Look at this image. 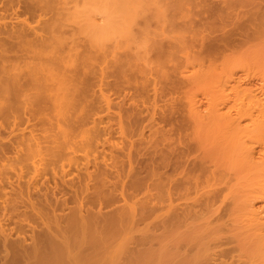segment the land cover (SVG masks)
I'll use <instances>...</instances> for the list:
<instances>
[{
	"label": "rangeland",
	"instance_id": "374dc122",
	"mask_svg": "<svg viewBox=\"0 0 264 264\" xmlns=\"http://www.w3.org/2000/svg\"><path fill=\"white\" fill-rule=\"evenodd\" d=\"M21 1L22 0H0V31H3L2 33L0 32V242L2 241V243H0V245L5 249L4 250L0 246V250L2 249L0 251V253H1L0 254L1 264H8L7 263V261L9 262L8 259L11 260L10 257L15 255L14 258H12V260L14 261V259L17 258L16 257V255H18L17 252L21 251V252H19V254L22 253V247H21L22 244L25 246V248H23V250L24 249L26 250V246L34 247L36 244V240H37V242H39L36 245H38V244L40 245L41 242H42V244H44V242H46L45 243V245H46L47 239L51 238V237H48L47 239H45L46 236L44 237L43 235H46V234H48L49 236H50V234L54 235V232L57 233V231H59V228L61 230H62V228H64V229L69 228L71 223L68 224V221L71 222L75 219L80 221V218L82 219L83 216H84L83 221L85 218L84 223H87V224H88V222H86V221L89 220L90 218H93L94 216L95 217L97 216V219L99 218L97 220V222L95 221L96 219H94V218L92 219L97 224L99 223V221L101 222V220H102V222L103 221L106 222V220L109 219L108 222H110L111 224H109L108 222H106V223L109 224V228L113 229L112 233L110 235L111 238L107 234L108 231H106V234L102 236L98 232L99 229L96 230V228H95V230L97 231V233L95 232V234H98L102 237H106V238H103L104 240L110 239L109 240L110 243H108V244H112L113 246L115 245L116 247L114 246V248H117V247L120 248V254L118 253V255H120V256H119L117 263H115V264H125V263L127 264L128 261H131V262L133 261L134 262V263L132 262L133 264H181L184 261V263L187 264L188 262H185V260L189 261L188 260L189 259V231H188L189 226L186 227L187 226L186 224H189V218H188L189 216H186V215L189 214V180L187 181V183H185L182 186L181 184H179V182H180L179 180H175V177L177 176L176 179H178V177H179V179L183 177L182 180L186 181L185 178L189 175L188 174L189 173V151H188L189 149L188 148H186V149L181 148L183 146L185 148L186 144L189 145V140H188L189 136H187V134H186V136H184L185 134H180L179 131L177 133H175V132L177 130H179V128H182V130H181L182 132H186L189 134V117H186V118H188V120L185 119V115L187 116V114L185 113L187 110V108H186L187 105L184 106L186 108V110L180 106L182 102H184V103L187 102V100L186 101H182V100L186 99L185 96H187V94H188V92H187V90H188L187 85L188 84H186L184 81L180 82V84L183 87L182 88L178 82V84H179L178 86H180V88H178V89H182L183 91L181 90V91L175 92V93H179V92L180 93H179V95L177 94V96L175 94L174 100L170 99V98H172V96H170L172 91H169L170 92V94L168 95V96H170V97H168L169 99L166 98L167 95L164 96V94H166L168 92V90H170L171 88L173 91L175 90L173 88V85L168 86V87H170V88H168V90H166L167 88H165L170 83V81H172L171 83H174L173 78L176 77L175 76L176 72L174 73V71H176V70H174L175 66L173 64L175 61L173 62V60L171 59L172 65L174 67V68H172L173 69L172 70L171 67L169 68V66H171V60L170 59L166 60L167 64H169V66L167 65L169 70L172 71V73H171L166 68V72L167 71L170 72V73L167 72V75L170 74V76H171V74H174L172 76H175V77L169 78V79H173V80L168 81L167 82L168 84L166 86L163 85L164 87H162L160 85H162L161 83L164 84L163 81L166 82L168 80L167 78H166L167 80L166 79L161 80L162 82L160 81L158 83V85L160 84L159 87L160 88L162 87L161 89H163V88L165 89V90H162L160 92L166 91V93H164V94L160 93L159 92L160 89H159L157 92V95L161 94L162 96H164L166 99V100L164 99V101L166 103L164 101L162 102V99L164 97L162 99H160L161 100L160 101L161 106L159 105L160 103L158 100H157V102H158V105L160 106V110L162 109V106L164 107L163 110L165 108H167V106L165 107L164 105H166L169 102L171 103L170 100H172V102H173L170 105H173V104L177 105V103L181 102L180 104H178L179 106L177 105L178 107L176 105H175L176 107L172 106L174 111H175L174 108H179V109H176L177 110L176 112L178 114L173 112V113H175V115L178 116V118H177V116L175 117V115H173L174 117L169 116V114L172 113V111L166 112V110H169V108H170V110H172L171 109L172 107L168 104L167 105L170 106L169 108L165 109L164 111L163 110L160 111L163 113L165 112L164 115H166L168 113L167 116L171 117L172 119L175 118L173 121L171 118L168 119L167 116H164V118L166 117L168 120H172L174 122L173 125L175 124L174 125L175 127L177 125H179L176 128L174 127L175 129H177V128L178 129L176 131H172V130H174V128L172 129L169 127V126H171L172 122L169 121L168 124H170V125H168V124L166 125L165 122L167 123L168 120L166 118H165L166 120L163 118L164 123L161 120V124L160 125L157 124V126L158 127L160 126L159 128L162 129L163 126L161 127V125L165 124L164 129L167 127L170 128L169 130L172 129L171 130V133H172L171 138L172 139L170 140L171 141L170 145L165 144V145H160V147H165V149L167 148V150H169V151H166L164 149L165 151L163 153V151H154L152 148L142 149L141 151H139L140 146L143 145L142 144L143 142L142 143L140 142V141H142L143 138L141 139V135H139V134H140L141 129L143 127L142 124H144L148 120L147 119L148 117L146 119L144 118L147 116L145 110L150 107L149 110L147 109L148 111L151 110V112L153 111L157 115H159L158 114L159 112L157 113V111H159L158 105H157L158 108L154 107L156 109V111L152 110L153 106L156 104V103L154 104L155 99L153 100L154 105L152 104V106H149V107L146 106V105H151L150 102L152 101L153 97L155 96L154 92L152 91L153 89L151 90V87H153V82L152 81L148 82V83H150L151 87L148 85V83L144 85V82L141 85V87L137 84L141 81V78H142V76H141L142 74L138 75V73L140 71H137V70H140L143 67V65L140 69H138V67L136 66L137 70L135 68V71L138 72V73L136 72L137 76H136V74H133L135 71L133 72L134 69H132L133 65H135V63H136V60H134L133 62H131L128 65V67H130V68L127 67L128 69H126V74H124V75H127V73H130V75H132V76L135 75L137 78L135 76H134L135 78L129 77L128 76L129 74H128L126 79H125V77H123L124 75H121L120 73H118L116 71L114 73V70H116L115 66L112 65V63H114L112 61H114V60H109L113 50L110 51V48L108 49L109 51L106 50L105 53L107 52L108 54L106 53L107 56L105 58H103V56H101V55H105V54L101 53V51H103V50L100 51V49H97V48L99 45L106 46V44H107L110 46L111 45L110 43H112V42H108V41H110L111 38L114 39L115 37H112L110 34L111 37L109 38L107 35L108 33H106V32H103L102 35H100V33H96L94 31L95 28L93 29L90 24H87V26H86V24L84 25V23H86V22H84L86 19V17H84V16L81 17L79 15L82 19L79 20L76 24V21L78 20L79 16L77 19H75L76 15L73 14L74 18H72V16H71L72 14H70L71 11H73L74 9L77 8L76 11L77 12L80 11L79 13L81 15H84L85 12H86L85 15H87L88 12L86 11V7L89 6L88 3L91 2V0H87V1L86 0H55V1L50 0L51 1V5H50L51 10L50 11L47 10V9H50V7H48L49 6L48 2H47L48 3L47 4V3H43V1L38 0L39 2L42 3L40 5L39 2L34 0V3L37 2L36 4H38V7H37V6H35V4L33 3L32 0H26V1L23 0V2H21ZM59 1H61V2L59 3ZM76 1H78V4L81 6L80 8H79L77 3L74 4V2H76ZM132 1H134V0H132ZM136 1L138 3L137 6H136L137 3H135V5L133 4ZM141 1L142 0H135L134 2H132V4H131V2L130 3L126 2V4H130V6H132V7H130L128 5L129 7H127V5H125L126 9L127 8L130 9V10L127 9L129 11V13L127 14V16L125 18L127 20H121L120 21V22L123 21L124 22L123 25H126V27H131L132 23L135 24V22H137V21L139 23L142 21L141 24H144L145 20L147 18V14H144L145 20L144 19L141 20L143 18L142 16H144L141 14H143V12L146 11V9H151L152 7L154 8L155 2H157V0L156 1L155 0L154 1L149 0V2H148V0H143L142 2ZM178 1H179L178 4H176V2H174L175 5H173V1L172 2L169 1L166 3V0H163V2H162V0H160V1L158 0L157 3H159V4L158 5L156 4L155 8L157 6H159L156 9L157 11L159 10V14L161 11L160 8L162 7L161 6L162 3H163V6L165 5V3L167 4L164 6V8H166V9L162 8L163 13L161 11L160 16H158L159 14H158V12H156V13H154V15L151 14V17H152V15L154 17L156 14H158V15H156L157 20L155 18H152V20L153 19L156 20V21L154 20L155 22L152 21V23L154 25V24H157L156 23L157 21L158 22L160 21L159 24L162 23L159 25V26H161L160 30H163L164 25L167 26V29L165 30V28H164V30L166 31V33H167V30L170 33H167V34L165 33L164 35H168V34L169 35H175V34H178L179 32H181V30L184 31V29L187 28V26H188L186 24L189 23V20H190V23L192 25L191 28L194 29L195 31L192 30V32H191V31H189L190 29L188 28L185 30V32H182V33H184V34L186 32L188 34L190 33L189 36L186 33V36H187L186 40L188 41L190 39L189 41H191V43L194 45L192 48H195V49L192 50V48H190L191 43H189V45H190L189 48L192 50V52L189 51L190 49L188 47H185L186 51H184V53H183L182 47H181L182 51L180 49H176V50H180V51H178L179 54H181L180 52L183 53L181 59L186 56V55L184 56V54H188L187 53L188 51L190 52L189 54L190 55L192 54L191 56H193V51L196 52L195 50H199L197 47L198 44L193 43V40H191V35H192V39H194V42H195L197 40H202L204 37H206L205 35H207V37L209 36L212 38V36H214V37L219 36L220 37L222 34H225V35L226 34H228V35L233 34V32L230 33L231 30L234 29L232 27L238 26L237 27V30H238V29H240L239 26L243 27V28H245V27L247 28L248 26H250L248 24H251L252 28L251 27H249V28H251L250 33L252 35V33H253L252 29H254V26H253L254 21H253V23H250L251 19L253 17L259 18L260 16H263V19H264V15H263L264 13L260 14V13H262V11L264 12V9H263L264 8V0H255L254 2H253V0L249 1L250 3L252 2V4H248V2H247L248 0H245L243 5L241 4L242 2L240 0H231V2L233 1L232 4H228V2L226 0H222L223 2H227L225 4L227 7H225V5H223L224 3L221 0H207L209 3H212V4H215L219 1H220V5L223 3L221 6L224 7L223 8L224 9L223 15L225 16V18H223L224 16L221 17L222 19L219 18L218 19L219 21L211 19V20H209V22L208 21L196 22L199 19L198 18L199 16L197 15L198 10H196V9H198L199 5L196 4L197 6L195 5V8L193 7L194 9L193 8L190 9V7H192V5L194 6V4H195L194 2L192 3V1L187 0V1H190L192 3V4H189V2L188 3L182 2V0H178ZM193 1H196V0H193ZM28 2L33 3L32 6L34 5L33 7H31L32 12L29 8L30 6L28 5L29 4ZM53 2H55V4H53ZM85 2L86 3L88 2L87 5ZM151 2H153L152 5H151ZM140 3H143V4H140ZM147 3L150 5V7ZM43 4L44 5L46 4L48 6L43 7L44 6ZM111 4L112 3H110V5ZM114 4H116V3H114ZM52 5L53 6L55 5V7H53ZM76 5H77V7H76ZM123 5H121V6H123ZM133 5L135 6V8ZM144 5H146V6H144ZM177 5H179V6H177ZM182 5L184 6L183 9L181 8ZM229 5H231V6H229ZM169 6H170V9H169ZM35 7H37V9ZM82 7L83 8L85 7L84 10L82 9L83 11H81ZM112 7H113V5H112ZM112 7L110 10L115 9V6L113 9H112ZM186 7H188V8H186ZM39 8H40V11H39ZM44 8H46V9H44ZM56 8L61 9V10L63 9V10L60 11V10H57ZM118 8H119V6H118ZM132 8L136 11H139V12L135 13L136 16L138 13L140 14V12H141V14H140L141 18H140V16L139 17L134 16L133 12H136V11L132 10ZM155 8L153 9V11H155ZM174 8H175V10H174ZM253 8H255V9H253ZM41 9H42V11H41ZM53 9H55L56 11ZM71 9H73V10H71ZM203 9L202 10L199 9V11H198L199 13L201 11L203 12L201 14L198 13L199 15H202V14L204 15L205 10L203 11ZM248 9L250 10V12L248 11V13H246V10H248ZM45 10H47V11H45ZM64 10H66V11H64ZM166 10H167V12H166ZM239 10H240V12H239ZM252 10H255V11H252ZM260 10H261V12H260ZM33 11H35V12H33ZM96 11H95V13H96ZM130 11H131V14H130ZM151 11H147L145 13H148ZM228 11L231 13L230 15L228 14ZM237 11L239 13H237ZM235 12H236V14H234ZM65 13H67V14L69 13V16H66L67 14H65ZM100 13L104 14V12H99L98 14H100ZM182 13H184V14H182ZM52 14H54V15L52 16ZM91 14H92V16L95 15L94 13H91ZM238 14H239V20H240V16L242 15V17H241L242 22H241V20L239 21L238 19L234 20V19L238 18L237 17ZM251 14L253 17L249 16ZM59 15H60V17H59ZM194 15H195V18H193L194 21H192L191 18L194 17ZM231 15H233L232 16L233 20L230 19ZM255 15H258V16H255ZM96 16H94V17H96ZM228 16H230V17H228ZM248 16L251 17V19ZM52 17H54V18L58 17L59 22H58L57 18H56L57 21L55 22V20L52 19ZM68 17H69L70 21L68 20ZM94 17H92V18H94ZM134 17L136 19L140 18V20H136ZM149 17H150V13H149ZM165 17H167L168 20H166L167 18H165ZM48 18H49L50 22H52V21H54L55 23L61 22L60 24L57 23L58 25L56 24L57 25L56 29H55V26L53 27V25H55L53 22L51 23V24H53L52 26H51V24L46 22L47 24H49L51 26L50 27L48 25L50 28L53 27V30L55 29V31H54V32H56L55 34H58L56 36L54 35V37L52 35L53 33L51 34V32H53L52 29L48 28L51 30L50 33L47 30L46 31L43 30L44 28H46L45 26H43V19H44V21H46L45 19H48ZM97 18L99 19L100 22L102 21L101 16H99ZM97 18H95V20ZM261 18L262 17H260L258 19V21H256V23H258V22L260 23ZM88 19H89V17H88ZM98 19H97V21H98ZM131 19L136 20V21L133 22ZM147 19H148L147 21L150 22V24H152L151 21H149L150 19L149 18H147ZM128 20L132 21L130 26H129V24H128V26H127V24H125L126 21H128ZM161 20H162V22H161ZM80 21L83 22V25ZM88 21H87V23H88ZM97 21H95V22H97ZM129 21H128V23H129ZM236 21L240 22L241 24L238 25V23H237V25H236V23H235ZM175 22H177V23H175ZM139 23H136L135 25L133 24L132 27H134V26L138 27V25H140ZM47 24L44 23V25H47ZM76 25H77V29H76ZM178 25L180 26V28L178 27ZM181 25H182V27H181ZM197 25H199L201 29H199V28L197 29L196 28ZM232 25H234V26H232ZM8 26L10 27V30H9ZM30 27H33V30H35V28H36V31H39V32L42 31V33L48 32V34L46 33V35L50 36V34H51L52 35L51 38H53L52 42H51V40H49L50 44H49V42L47 45L37 44L35 41H33V36L28 35V34L23 36L25 33L30 32V30H31ZM87 27H88L89 31L92 28V31L98 35L93 34L92 31L89 32L87 30ZM174 27H177L178 29L174 28ZM183 27H184V29H183ZM4 28H5V30L8 28V30L5 31ZM28 28H30V30ZM83 28H85V30H84L85 33L82 30ZM243 28H241V29H243ZM156 29H157V27H156ZM175 29H177V30H175ZM80 30H82V31H80ZM198 30L200 31V37L199 38L197 35L199 33ZM246 30H248V28ZM193 31L196 33L198 32V33L195 34ZM241 31L242 30H239V32H241ZM245 31H242V34ZM247 32L249 33V30ZM88 33H89V35H88ZM90 33L92 34L93 38H91L92 36L90 35ZM105 33H106L108 38L106 37ZM192 33H194L195 35ZM237 33L235 34V32H234V34L232 35L233 39L229 40L230 45H229V48L227 47L228 51L230 49V46L235 45V44H236L235 47L236 46H237V48L241 47L238 49H240V50L245 49L248 45L247 41H249V38L251 39V37L253 36V35L251 36L249 34L248 40H246V41L243 40L244 42H246V44L240 45L241 43H244V42H242V39H241V41L239 39L242 34L238 36ZM203 34H204V37H203ZM94 35H95V37H97V39L99 37L105 39V41L100 40L101 42L102 41L106 42V40L108 39V41H107L108 43L105 44L102 42L103 44H101V43H99V41H97V39L95 41ZM103 35H105V37H103ZM245 35L248 36V34H245ZM245 35L243 36V38L247 37ZM207 37H206V40H209L210 38L209 37L207 38ZM261 38L259 37L258 39L260 40ZM195 39H197V40H195ZM91 40L94 41V42L92 41V44L90 42ZM256 40L257 39H255V41ZM261 40H260V43H261ZM239 41L241 43H239ZM231 42H236V43L231 44ZM94 43H96V45L97 44L98 45L95 46ZM198 43L200 45V41H198ZM126 45H127V43H126ZM195 45H197V46L195 47ZM245 45H246V47H245ZM93 46L96 49V51H94ZM92 48H93V50H92ZM224 48H226V47H224ZM121 49L118 51V55H123L125 53ZM35 50H38L37 54H36ZM259 50L261 53L264 50V47H263V49H259ZM226 51H227V49H225V52ZM248 51H246V52H248ZM233 52L234 51L231 50L228 53L230 55V53H233ZM235 52L239 55V54H241L242 51L237 52V50H235ZM99 53H101V54L99 55ZM173 53L177 54V52H175V48H174ZM223 53L224 52H222V54H220L221 57L218 55H216V56L214 55V56L220 57V60H221L223 58ZM250 53H252V52H250ZM254 53L258 54V52L256 53L254 50L251 57L249 56V54L247 55L248 58L250 57L249 60L254 56ZM96 54H98V57ZM167 54H172V53H167ZM205 54H207V53H205ZM108 55H109V57H108ZM177 55H174V56L177 57ZM203 55L204 54H201L200 56L203 57ZM229 55H227L228 57L226 56L227 58H229V60L225 59V61L227 60L226 62L229 61L228 62L229 64H227V66H226V62H224L225 64L223 63L226 67H228V68L225 67L226 68L225 70H227V69L230 70V68H232V67H230V65L237 64L236 60H238L239 62H240V60H242L241 55H240V58L237 59V57H239V56L238 55L236 56L234 54L236 56V59H235L234 55L232 54L233 59L236 62V63H234L232 61L233 60L232 56L229 57ZM244 55H246V53ZM263 55H264V53L262 54V57H263ZM165 56L167 57V55H165V54H164V56H162L163 57L162 59H164V61H165ZM169 56L170 55H168L167 58H169ZM208 56H210V55H207L206 56L207 58L204 56L207 59V63H205L206 61L205 62L200 61V64H199V62H198V65H197V63L194 64L196 66L190 65L193 67H190L189 71L191 72L193 68H194L193 71L196 69L200 70L201 67H203V70H204L205 65L207 66L205 68H208L209 65H212L215 61V59H214L215 57L211 56L212 58L211 57L208 58ZM257 56L258 55H255V57H253V59H255ZM99 57H100V59H98ZM101 58H103V59H101ZM179 58L180 57L178 55V59ZM257 58L259 59V56ZM209 59H211V60H209ZM243 59H244V56H243ZM204 60L205 59H203V61ZM220 60L219 61L217 60L218 61L217 64L218 63L221 64ZM223 60H224V58H223ZM109 61H111V62H109ZM209 61H211L210 63H212V62L213 63L210 64ZM245 61H247V60H245ZM257 61L258 60L255 59V61H254L255 64H251V61H250L251 67L253 68L255 66L254 69H252L251 67L250 68L252 69L253 73L256 71L255 73H258L261 76L264 73V71H263L264 68H262V66L260 68L261 63H259V61H261V60L259 59V61H258V64H260V65H258L256 63ZM165 62H164V64H165ZM230 62H232L233 64H230ZM109 63H111V64L109 65ZM142 63H144V62L142 61ZM142 63L138 62L137 64H142ZM252 63H253V61H252ZM263 63H262V65L264 66ZM48 64H49V66H48ZM201 64H202V66H200ZM103 65H105L106 67L108 66V68H106ZM111 65L114 67L113 68L114 70H112L110 68ZM31 66L35 67V68H33L34 70L36 69L32 74V76L34 77V79H32V80L36 83H34L33 81H30V83H28L29 79H30L28 69ZM138 66L140 67V65H138ZM146 66H148V65H146ZM165 66H166V64L163 65L164 70H165ZM199 66H200V68H199ZM215 66L216 65H214V67ZM218 66H217V68H219V70H217L216 67H215L216 69L213 68L212 70L209 68L211 70V73L213 70H214L215 74H218L216 71H218V72L223 71L224 72V70ZM72 69H74V70H72ZM106 69H108L109 72ZM221 69H222V71H221ZM71 70L73 72H71ZM130 70H132L133 73ZM74 71H76V72L78 71V74H75V77H72V76L70 77V74L74 73ZM128 71H130V72H128ZM161 71L158 74L159 76L161 74ZM260 71H262V72L259 73ZM96 72H98V73H96ZM103 72H105V75H101ZM166 72L164 71V73H166ZM220 72H219V74H220ZM10 73L14 74L13 77L17 76V75H15L16 73L20 74V75H18L17 78L21 77L20 79L22 81L18 79V82L20 81L22 83H27L26 84L27 86L25 85L21 89L23 91V93L25 92L24 94L20 93V92H22L21 90L19 93L16 92L17 89H19V87H21V86L18 85L19 87L16 89V84H17L16 82L17 81H15V79H17V78H15L13 80V77L10 75ZM112 73H114L116 75L114 77H116L117 79H114V77L109 78L110 76H112ZM162 73H163V71H162ZM106 74L108 75V79H107ZM163 74H161L162 78L160 76L159 79L165 78V76ZM215 74H214V76H215ZM167 75H166V77H169ZM138 76H141L140 80L138 79L139 78ZM216 76H215V78H216ZM24 77L25 78L27 77V78L25 79ZM128 77L130 78L129 80H131V78H134V80H137V79L138 80L137 81L133 80V81H131V84H130V82L129 83L126 82L128 80L127 79ZM60 78H61V84L59 85V84H57V82ZM121 78L124 79V81L126 80L125 83H127V85L125 83H123L124 81L121 80ZM260 79L261 78L258 76L253 81L258 82V81H260ZM114 80L115 81L117 80L118 84ZM213 80H214V78H213ZM103 82H105V83H103ZM108 82H109V84H108ZM121 82L123 83L124 86L122 85ZM133 83H136L135 85L139 86L141 89L136 86L138 88V90H136V88L134 87L135 85H132ZM107 84H108V86H107ZM111 84H115L116 86L111 85ZM128 84L130 86L132 85V87H128L129 86ZM25 87H27V88H25ZM121 87H122V89H121ZM27 89H28V91H27ZM149 89L152 91V93H151L152 99H150L148 96V93L150 91ZM175 91H177V89ZM118 92L120 93V95ZM137 93H139V95ZM140 93L143 94L142 97L140 96L141 95ZM172 94H174V93H172ZM136 95L140 96L139 98H142V105L145 104L146 102H149L148 100L150 99V102H149L150 104L147 103L145 106L143 105L145 107V110H144L145 114H144V112H141V111H143V109L141 110V107H143V106L141 105V103H139V102H141L140 99H139L140 101L138 102V98ZM149 95H150V93H149ZM161 95L159 96L160 98L162 97ZM134 96H136V97H134ZM144 96H146L147 99L144 98ZM107 97H109V100ZM122 97H127V98H122ZM133 97H134V99H133ZM159 97H157V98H159ZM180 97H182V98L179 100ZM183 97H185V98H183ZM114 98H116V99L114 100ZM143 99H145L144 100L145 102L143 101ZM110 100H111V102H109L110 105H108V101H110ZM121 101L122 102L125 101V102H123L124 104L121 103ZM115 102H117V103H115ZM131 102H134V103H131ZM206 102L207 101H204L203 105H206L207 104ZM163 103H164V105H162ZM120 104H121V107L118 106ZM185 104H187V103H185ZM115 105H116V107L112 108V106H115ZM103 106H105V107H103ZM107 106H109V107L107 108ZM124 107H126V108H124ZM117 109H119V111H117ZM138 110H140V111H138ZM127 112H129L131 116L133 114H135V115H133L131 117ZM111 113H113V116ZM114 113H116L117 115ZM150 113H149V115H151ZM120 114H121V116L123 115L122 117H124L126 115L125 119L129 118V120L128 119L125 120L124 118L122 119L123 121L120 120L121 119V118H119V117H121ZM139 114L141 116L143 115L144 117L142 116V118H144L146 120L145 121L143 119L145 122L142 121L143 123L142 124L140 123L141 125L138 122H136L139 119H140L139 121H141V116ZM160 114H162V113H160ZM115 115H116V118H115ZM136 115H137V117H136ZM157 115H155V117H157ZM129 116L131 117V120H130ZM159 116H162V115H159ZM159 116L157 118H160ZM112 118H114V119H112ZM135 118H136V120H135ZM96 120H98V121H96ZM176 120H177V122H176ZM124 121H126L127 123ZM134 121L137 124L136 123L135 124L133 123V124L135 125V127L139 126L138 127L139 130L137 128H135L134 125L132 124V122H134ZM157 121H160V119ZM178 121H179V123H178ZM180 121H181V123H180ZM19 126H20V128H19ZM148 129L145 128V130H144V135H145L144 138L147 140V144H151V141H155L158 137L162 136V134H161L162 132L164 133L167 131V129H165L166 131H164V129H162L163 131L160 130V133L157 132V133H159V134H157L155 132L153 133L154 130L151 131L150 129L149 130ZM134 130H136V131L134 132ZM173 132H174V134H173ZM180 136H184V138H182V137L179 138ZM160 138H162V137H160ZM130 139L131 140L134 139L135 145H133V144L131 145ZM136 139L139 141H137ZM145 139H144V141H145ZM128 140H130V141H128ZM125 141L128 143H126ZM178 141L181 143L183 141V143L182 144L179 143V144H181V145H179ZM136 143L138 144L139 148H138ZM139 143H141V144L139 145ZM120 144H121V146L124 144L123 145L124 147L122 146L121 149H119ZM129 144L132 146V148ZM116 145H118V146H116ZM123 148L125 150H123ZM136 148H138L139 150ZM177 148H179V150L181 148V150H184V151H177ZM127 149H128V151L129 150H132V151L128 152ZM171 149H173V151H170ZM93 151L94 152L97 151V152L94 153ZM98 151H100V152H98ZM92 152H93V154H92ZM110 152H111V154H110ZM127 152L131 153V154H129V156L131 155L130 156L131 158L128 156ZM177 152L180 153V156H182L181 159H180V156L178 157L180 159L179 165H178L179 162H176V160L177 161L179 160L177 158V155H178ZM160 153H163V155L165 153H167V154H165L166 158H167V156L171 157V158L170 157L167 158V160L168 159L169 160L170 159H172V160L176 159V160L172 161V163H170L171 162L170 161L169 165H168V162H167V164H164V165H163V163L159 164V162L160 163L163 162L162 160H159L163 156ZM94 154H95V157H94ZM119 156H120V159H119ZM121 156H122V158H121ZM116 159H118L120 161L117 160V162H116ZM125 159H127V160H125ZM130 160L132 162H130ZM164 160H166V159H164ZM108 162H111V164L110 163L108 164ZM129 162L133 164L131 168H129L131 165V164H129ZM114 164L118 165V168H117L118 170L114 167L117 171L115 169L113 170ZM123 164H124V166H123ZM153 167L158 170L157 172H160V173L165 172V174H168V175L172 174L174 177H172V175H171L170 179H167V180H169V182H170V180L172 179L173 183L175 181H179L178 183L177 182L176 183L179 184L180 186L175 185V187H174V184L171 185L172 181L169 183V182H167L166 179H165V183H163L164 185L163 184H161V185L160 184H152L153 181L151 179V177H152L151 172H154L152 170ZM150 170H152V171L150 172ZM109 171H110V173H109ZM150 175H151V177H150ZM103 176H106V179L103 178ZM180 176H182V177H180ZM188 178H189V176H188ZM182 180H181V182H184ZM113 181H115V182H113ZM20 182H21V184H20ZM78 183H80V184H78ZM79 185H80V187H79ZM100 188L102 191H100ZM19 189H20V191H19ZM22 189H24L25 192L22 191ZM80 190H82V191H80ZM111 190H112V192H111ZM31 191H33V192L30 194ZM103 192H105V193H103ZM159 192H160V194H159ZM25 193H26V195H24ZM101 193H103V195ZM171 194L173 195V197ZM106 195H108L110 198ZM170 195H171L173 200L170 199ZM101 196H103V199ZM45 197H47V198H45ZM166 198H168L167 200L170 199L169 200L170 203L166 200ZM165 200H166V204H165ZM50 202H51V204H50ZM167 203H168V205H167ZM173 204H174V206H173ZM128 205H130L131 207L132 206L134 207L133 211L138 215V217L134 212H131L133 207L130 209ZM257 205H264V201H258ZM141 206H144V208ZM144 209H146V210H144ZM138 210H140V211L138 212ZM141 211H143L145 214ZM113 212H114V215H113L112 220L115 217V220H117L116 223L120 222V220L118 221V219L120 218V216H118V214H120L121 212L126 213V214L122 213L126 216V217H124V215H123V217L125 219L120 218V219H122L121 222L123 221V224L121 223L122 226L120 224H119L120 226L119 225L115 226V222H113V228H112V220L110 219L111 218L110 216L112 215L111 213H113ZM138 213H141L140 214L141 216ZM185 213H186V215H185ZM101 214H103V215H101ZM132 214L135 215V217ZM73 215L76 216L77 218L74 219L72 217V220L70 221L69 217L71 219V216H73ZM77 215L80 217L78 218ZM88 215L90 216V218L88 217ZM183 215H185L186 218ZM181 216H183L182 220H180ZM121 217H122V215H121ZM126 218H129V219L131 218L132 222H130L129 219H126ZM139 218H140V220H139ZM176 218H178L180 221H177L178 219H176ZM164 219H166V220H164ZM167 219H170L172 221H170V220L167 221ZM173 219H174V221H173ZM92 220H91V223L93 222ZM136 220H137V222H136ZM102 222H101V224L103 226V224H105V223H102ZM124 222L126 224H124ZM128 222L133 225L134 229L131 228L132 227L131 224L129 226ZM180 222H182V224ZM81 223H83V222H81ZM95 223H93V224H95ZM97 224H95L93 227H96V226L98 227L100 223L98 225ZM110 225H111V227H110ZM127 225H128V227H127ZM174 225L176 226V229H174L175 228ZM61 226H62V228H61ZM89 226L91 227V225H89ZM107 226L108 225H106L105 227L107 228ZM124 226L127 228H131L130 230H132V231H130L129 229H126ZM173 226H174V228L172 230L171 228ZM99 227L101 228V226H99ZM105 227H103V228H105ZM103 228L100 230L103 231ZM119 228H122V229H119ZM185 228H187V232H186ZM56 229H58V230H56ZM111 229H109V231ZM123 229L127 230L128 232L124 231ZM169 229H170V232L167 233V230L169 231ZM67 230H65V231H67ZM107 230H108V228H107ZM114 230L115 231L118 230L119 233L117 231L115 232ZM101 231H100V233L102 234ZM124 232L126 234L128 233V235L124 234V235H126V237L128 236L127 238H125V236L122 234ZM157 232L159 233V235ZM5 233H6V235H5ZM103 233H105V231H103ZM8 234H9V236H7ZM144 234H145V236H144ZM40 235H42L41 238L39 237ZM106 235L108 236V238ZM149 235H151V236H149ZM156 235H158V236H156ZM37 236L39 237V239ZM100 236H99V238H100ZM114 236H116V238ZM119 236L121 238L123 237L122 238L123 243L118 242L121 239ZM43 237H44V239H43ZM135 238H137L138 241L141 239L140 240L141 242L139 241L140 242L139 243ZM113 239H115V240L113 241ZM124 239H126L127 241H125ZM12 242H14V243H12ZM15 243H21V244H15ZM120 243L125 244V245L121 246ZM9 244H10V246H9ZM13 244H14V246H13ZM17 245L20 246L21 250H17L19 248V246H17ZM5 246L9 250L8 253H6L8 250H6ZM113 246H111V247H113ZM123 246H125V247L123 250H121L122 249L121 247H123ZM126 246H128V247H126ZM10 247H11V249L15 248V247L17 249L15 248L11 251ZM32 247L31 248L29 247V248L32 249ZM29 248H28V250H29ZM118 248L115 251L119 250ZM131 248L133 249V251ZM16 250H17V252H16ZM10 251H11V253L13 252L12 256H11ZM111 251L112 250H110V252ZM115 251H114V253H115ZM130 251H132V252H130ZM3 252L5 253V255H7V254L8 255L5 256ZM14 252H16V253H14ZM124 252H126V253H124ZM2 254H3V256H2ZM107 254L108 253H106L104 255L96 256L94 263H92V262L90 263V261H88V262L86 261V263L85 262H83V263L84 264H102L105 262L107 263L109 258H110V257H108L109 254L108 255ZM111 254H112V252L110 253L109 256H111ZM125 254H128V255H125ZM18 256H20V255H18ZM105 257H106V259H105ZM18 258L21 259V260L18 259L19 261H23V257L22 258L18 257ZM99 258L100 259L102 258V259L98 260ZM12 260L10 261V263H12ZM115 262H116V260H115ZM111 264H114V263L111 262Z\"/></svg>",
	"mask_w": 264,
	"mask_h": 264
},
{
	"label": "bare ground",
	"instance_id": "6f19581e",
	"mask_svg": "<svg viewBox=\"0 0 264 264\" xmlns=\"http://www.w3.org/2000/svg\"><path fill=\"white\" fill-rule=\"evenodd\" d=\"M26 1V0H25ZM33 1V3H34V0H32ZM37 2H39V1H43V3H47L48 5H42L43 7H45V6H48V7H50V9H47V10H51V1L50 0H36ZM55 1V0H54ZM87 1V0H86ZM132 1V0H131ZM130 0H91V2H87L88 3V5L89 6H87L86 7V11L88 12V14L87 15H85L86 14V12H85V14L84 15H81L79 12L80 11H76L77 10V8L76 9H71V10H73V11H71V13L70 14H72L71 16H72V18H74L73 17V14L74 15H76L75 16V19H77L78 18V16L80 15L81 17H86V19H85V21L84 22H86V23H84V25L86 24V26H87V24H90L91 25V27L94 29V31L96 32V33H100V35H102V33L103 32H106V33H108L107 35H108V37L110 38L111 36L112 37H115L114 39L113 38H111L110 39V41H108V39L106 40V42H103V41H105V39H103V38H101V37H99L98 39H97V37H95V35H98V34H95V32H93L92 31V28H91V30L89 31L88 30V27L90 26H88L87 27V30L89 31V32H93V34H95L94 35V39H95V41H96V39H97V41H99V43H101V44H103V43H108V42H112V43H110L111 45L109 46V45H107L106 44V46H103V45H99L98 46V48L97 49H100V51L101 50H103V51H101V53H103V54H105V55H101V56H103V58H105L106 56H107V54L105 53V51L106 50H108L109 48H110V51L111 50H113V52H112V54L114 55H112L111 54V57H110V59L109 60H114V61H112V62H114V63H112V65L113 66H115V69L116 70H114L113 68V66L111 65L110 66V68L112 69V70H114V73H115V71L116 72H118V73H120L121 75H124V74H126V69H128V68H130V67H128V65L131 63V62H133L134 60H136V63H135V65H133V67H132V69H134L133 70V72L135 71V68H136V66L138 67V69H140L141 67H142V65H143V67L140 69V70H137V68H136V70L137 71H140L139 73L137 72V71H135L134 73L132 72V70H130L133 74H136V72L138 73V75L140 74H142L141 76H142V78H141V81L139 82V83H137L140 87H141V85L143 84V82H144V85L145 84H147L148 82H150V81H152L153 82V87H151V85H150V83H148V85L151 87V90L154 92V94H155V96L153 97V99L151 98L152 97V91L150 90H148L149 91V93H150V95H149V93H148V96H149V98L150 99H152V101L150 102V99L148 100L150 103H151V105H146L147 103L148 104H150L149 102H146L145 104H143L144 106L146 105L147 107H149V106H152V104H153V100L155 99V101H154V106H153V108H152V110H155L156 111V109L154 108V107H157V105H158V102H157V100L159 101V105L161 106V100L160 99H162L164 96H166V98L167 99H169L168 97H170V96H172V98H170V99H173L174 100V97H175V94H176V96H177V94L179 95V93H175V92H178V91H181L182 89H178V88H180V86L182 87V85L180 84V82H182V81H184L186 84H188L187 86H188V90H187V92H188V94H187V96H185L186 97V99H184V100H182V101H186L187 100V102H185V103H187V104H185L184 102H179V103H177V105L178 104H180L181 103V107H183L185 110H186V108H187V110H186V114H187V116L185 115V119L186 120H188V118H186V117H189V134L188 133H186V132H182L181 130H182V128H179V130H177V129H175L176 127H178L179 125H177L176 127L173 125V121H174V119L175 118H171V117H169V116H173V115H175V113H177L176 111V109H179V108H174L175 109V111L173 110V107L172 106H175L176 104H173V105H170L171 103H173L172 102V100H170L171 101V103L169 102V103H167L168 105H170L172 108V110H170V106H168L167 104L166 105H164V103L162 104V105H164L165 107L167 106V108H169V110H166V112H171L172 111V113H170L169 114V116H167V114L166 115H164L165 114V112L163 113V112H160V111H162L163 110V106H162V109L160 110V106H159V108H158V110L159 111H157V113L159 114V115H162V116H159V115H157L155 112H151V110L150 111H148L149 109H150V107L149 108H147L146 110H145V107L142 105V98H139L140 96L142 97V95L143 94H141L140 96H138L139 95V93H137L138 95H136L137 96V98H138V102L141 100V102H139V103H141V105L143 106V107H141V110L143 109V111H141V112H144V110H145V112H146V114H147V116L146 117H144L143 115V117L146 119L147 117V121L144 119V118H142V116H141V121H136V122H138L139 124L141 123H143V122H145L144 124H142V129H141V132H140V134L139 135H141V139H142V141H140L143 145H141L140 146V148H139V146H138V144H137V146H138V148L140 149H138V148H136V149H138L139 151H141L142 149H148V148H152L154 151H163V153H164V151L166 150V151H169V150H167V148L165 149V147H160V145H165V144H168V145H170L171 144V130L174 128V130H172V131H176L175 133H177L178 131H179V133L180 134H185L184 136H186V134H187V136H189L188 137V140H189V145L188 144H186L185 146V148H184V146L183 147H181L182 149H186V148H188L189 150V178H188V176L185 178V180L186 181H184V180H182L183 179V177L182 176H180V177H182V178H180L179 179V177H178V179H176V177H175V180H179V181H175L174 183H173V181H172V179L170 180V182L172 181V184L171 185H173L174 184V187H175V185H179V184H181L182 186L185 184V183H187V181L189 180V214H187L186 215V213H185V215L186 216H189L188 218H189V224H186L187 226L186 227H188L189 226V261H186L185 259V262H188L189 264H264V205H257V203H258V201H264V73L260 76L258 73H253L252 72V69H254V67L252 68L251 67V64H255V59L256 60H258L259 61V59L261 60V61H259V63H261V65L260 64H258V61L256 62L258 65H260V68H261V66H262V68H264V66L262 65V63L264 62V55H263V57H262V54L264 53V50L260 53V50L259 49H263V47H264V19H263V16H260V17H262L261 18V21H260V23L258 24V23H256V21H258V19L260 18H258V17H253L252 16V14L251 15H249V16H251V17H253L252 19H251V17H249L250 19H251V22L250 23H253V21H254V24H253V26H254V29H252L253 30V33H252V35H251V33H250V29L252 28L251 27V24H248V25H250V26H248L247 28H248V30H249V33L247 32L248 30H246L245 28H243V27H240L239 26V28L240 29H238L237 30V27H235L234 25H232V26H234V27H232V28H234V29H232L231 30V32L230 33H232L233 32V34H234V32H235V34L237 33L238 34V36L239 35H241L242 34V31H245L244 33L245 34H248V36L247 35H245L244 33L241 35V37L239 38L240 39V41H241V39H242V42H244V41H246V40H248V38H249V34L252 36L251 37V39L249 38V41H247L248 42V45H247V47H246V45H245V47L247 48H245V49H242V50H240V49H238V48H241V47H238L237 48V46L235 47V43L236 42H231V44L233 43V44H235V45H232V46H230V49H229V51H228V48H229V40L230 39H233V37H232V35L233 34H230V35H228V34H222L220 37L218 36H216V37H214V36H212V38L211 37H209L210 39L209 40H206V37H207V35H205L206 37H204V34H203V39L202 40H197V39H195V40H197V41H195L194 42V39H192V35H191V40H193V43H197L198 44V46L197 45H195V47L197 46L198 47V49L199 50H195L196 52H194L193 51V56H191L189 53V51H191L192 52V50L193 49H195V48H192L194 45L191 43V41H187L186 40V38H187V36H186V33L184 34V33H182V32H185V30L186 29H190L189 31H191L192 32V30H194V29H192L191 27H192V25H191V23H190V20H189V23H187L186 25H188L187 26V28H185L184 29V27H183V29H184V31H182L181 30V32H179L178 34H175V35H164L165 33H166V29H167V26H165L164 25V28H165V30H164V28H163V30H160V28H161V26H159L160 24H162V23H160L159 24V22L157 21L156 23L157 24H154L153 25V23H152V21L153 22H155L157 19H156V15H158L159 14V10L157 11L156 9H157V7H159V6H157L156 8H155V5L157 4H159V3H157L158 2V0H157V2H155V5H154V8H155V11H153V7L151 8V9H146V11H144L143 12V14H141V12H140V14L141 15H144V14H147V18H149L150 20L149 21H151V23L152 24H150V22H148L147 20V18H146V20H145V15L144 16H142L143 18L141 19V20H145V23L144 24H141V22L139 23L138 21L137 22H135V24L136 23H139L140 25H138V27L137 26H134V27H132L133 26V24L134 23H132V26L131 27H126V25H123V21L122 22H120L121 20H127V19H125L126 18V16H127V14L129 13V11L127 10V9H129V8H127L126 9V7H125V5H127V7H129L130 6V4H126V2L127 3H130L131 2ZM135 1V0H134ZM134 1H132V2H134ZM143 1V0H142ZM141 1V2H142ZM154 1V0H153ZM156 1V0H155ZM160 1V0H159ZM172 2L173 1V5H175L174 4V2H176V4H178V0H166V3L167 2ZM190 1H192V3L194 2L195 4H194V6L192 5V7H190V9L191 8H195V5L197 4V5H199L198 6V9H196V10H198L199 11V9L200 10H202L203 8V11L205 10V13H204V15L202 14V15H199V14H201V13H203L202 11L199 13L198 11H197V15L199 16L198 18V20L196 21V22H204V21H208L209 22V20H211V19H213V20H218L219 18H221L222 16H224L223 14H224V7H222L221 5L223 4V5H225L227 2H228V4H232V2H231V0H226L227 2H223L222 0V4L220 5V1L219 2H217V3H215V4H212V3H209L207 0H196V1H193V0H190ZM190 1H187V0H182V2H186V3H188L189 2V4H192ZM242 3V5H243V3H244V1L245 0H240ZM249 1H252V0H248L247 2H248V4H252V2L250 3ZM255 0H253V2H254ZM21 2H23V0L21 1ZM37 2H35L34 4H35V6H37L38 7V4H36ZM58 2V1H57ZM61 1H59V3H60ZM132 2H131V4H132ZM147 2V1H146ZM148 2H149V0H148ZM162 2H163V0H162ZM231 2V3H230ZM29 3V2H28ZM33 3H29L28 5L30 6L29 8H30V10H31V12H32V9H31V7H33L32 6V4ZM40 3V5L42 4L41 2H39ZM58 3V4H59ZM78 4V1H76V2H74V4ZM82 3V2H81ZM86 3V2H85ZM87 3H86V5H87ZM110 3H112L111 5H110ZM114 3H116V4H114ZM135 3H137V1L136 2H134L133 4L135 5ZM152 3L153 2H151V5H152ZM165 3V5H167ZM181 3V2H180ZM219 3V4H218ZM53 4H55V2H53ZM124 4V5H123ZM140 4H143V3H140ZM148 4V3H147ZM185 4V3H184ZM218 4V5H217ZM26 5V4H25ZM112 5H113V7H112ZM117 5V6H116ZM121 5H123V6H121ZM129 5V6H128ZM133 5V6H134ZM138 5V3L136 4V6ZM149 5V4H148ZM164 5V6H165ZM196 5V6H197ZM201 5V6H200ZM53 6V5H52ZM78 6H79V8L81 7L79 4H78ZM114 6H115V9L114 10H110L111 9V7H112V9L114 8ZM118 6H119V8H118ZM143 6V5H142ZM144 6H146V5H144ZM162 7L160 8V10L162 11L163 9H166V8H164V6H163V3H162V5H161ZM177 6H179V5H177ZM229 6H231V5H229ZM245 6V5H244ZM37 7H35L36 9H37ZM40 7V6H39ZM53 7H55V5L53 6ZM76 7H77V5H76ZM117 7V8H116ZM130 7H132V6H130ZM149 7H150V5H149ZM148 7V8H149ZM181 7V6H180ZM183 5H182V9H183ZM200 7V8H199ZM225 7H227L226 5H225ZM42 8V7H41ZM47 8V7H46ZM46 8H44V9H46ZM58 8V7H57ZM56 8V9H57ZM65 8V7H64ZM134 8H135V6H134ZM144 8V7H143ZM163 8V9H162ZM180 8V9H181ZM186 8H188V7H186ZM193 8V9H194ZM262 8V7H261ZM260 8V9H261ZM34 9V8H33ZM85 9V7L83 8H81V11H83V10ZM88 9V10H87ZM98 9V10H97ZM159 9V8H158ZM169 9H170V6H169ZM181 9V10H182ZM236 9V8H235ZM250 9V8H249ZM246 10V13H248V11L250 12V10ZM253 9H255V8H253ZM264 9V8H263ZM29 10V11H30ZM35 10V9H34ZM47 10H45V11H47ZM53 10H55V9H53ZM57 10H60V11H62L61 9H57ZM68 10V9H67ZM79 10V9H78ZM97 10V11H96ZM100 10V11H99ZM102 10V11H101ZM130 10V9H129ZM132 10H134L133 8H132ZM153 12H152V11ZM174 10H175V8H174ZM187 10V9H186ZM262 10V9H261ZM261 10H260V12H261ZM39 11H40V8H39ZM41 11H42V9H41ZM44 11V10H43ZM56 11V10H55ZM64 11H66V10H64ZM94 11V12H93ZM95 11H96V13L98 12H104V14L102 15L101 13L100 14H98L99 16H101L102 17V21L100 22L99 21V19L97 18V17H99L96 13H95ZM134 11H136V10H134ZM143 11V10H142ZM147 11H151V12H148V13H145V12H147ZM161 11H160V14H161ZM189 11V10H188ZM233 11V10H232ZM242 11V10H241ZM252 11H255V10H252ZM33 12H35V11H33ZM75 12V13H74ZM137 12H139V11H136V12H133V14H134V16L135 17H139L140 16V14L138 15L137 14V16H136V14L135 13H137ZM156 12H158V14H156L154 17H153V15H154V13H156ZM165 12V11H164ZM166 12H167V10H166ZM165 12V13H166ZM181 12V11H180ZM239 12H240V10H239ZM238 11H237V13H239ZM61 13V12H60ZM69 13L67 14V13H65V14H67L66 16H69ZM77 13V14H76ZM91 13H94L95 15H93L92 16V14ZM149 13H150V17H149ZM162 13H163V11H162ZM199 13V14H198ZM233 13V12H232ZM245 13V12H244ZM264 12L262 11V13H260V14H263ZM130 14H131V11H130ZM151 14H153L152 15V17H151ZM160 14L158 15V16H160ZM182 14H184V13H182ZM228 14L230 15L231 13L228 11ZM234 14H236V12L234 13ZM233 14V15H234ZM259 14V15H260ZM40 15V14H39ZM54 14H52V16H53ZM56 15V14H55ZM97 15V16H96ZM164 15V14H163ZM226 15V14H225ZM233 15H231V18L230 19H232L233 20ZM264 15V14H263ZM64 16V15H63ZM79 16V18H78V20L76 21L75 19V21H76V24H77V22L79 21V20H81L82 18ZM94 17V16H96V17H94V18H92V17ZM132 16V15H131ZM166 16V15H165ZM184 16V15H183ZM255 16H258V15H255ZM42 17V16H41ZM59 17H60V15H59ZM88 17H89V19H88ZM104 17V18H103ZM134 17V18H135ZM228 17H230V16H228ZM238 18H236V19H234V20H239V14H238V16H237ZM242 17V15L240 16V20L242 19L241 18ZM44 18V17H43ZM56 18H57V20H58V22H59V19H58V17H52V19H54L55 20V22L57 21L56 20ZM67 18V17H66ZM71 18V17H70ZM95 18H97L98 19V21H97V19L95 20ZM131 18V17H130ZM140 18H141V16H140ZM140 18L138 19H136V20H140ZM152 18H155V19H153L152 20ZM158 18V17H157ZM165 18H167V17H165ZM193 18H195V15H194V17H192L191 18V20L192 21H194V19ZM223 18H225V16L223 17ZM258 18V19H257ZM42 19V18H41ZM51 19V18H50ZM94 21H93V20ZM159 19V18H158ZM222 19V18H221ZM228 19V18H227ZM226 19V20H227ZM46 21H44V19H43V26H45L46 28H44L43 30H47L49 33H50V29H52L53 30V27L55 26V29L57 28L56 26L58 25V24H60V23H55L54 21H52L55 25H53V24H51L52 22H50V20H49V18L48 19H45ZM65 20V19H64ZM68 20L70 21V19H69V17H68ZM89 20V21H88ZM101 20V19H100ZM133 22L134 21H136V20H133V19H131ZM155 20V21H154ZM166 20H168V18L166 19ZM196 20V19H195ZM239 20V21H240ZM263 20V21H262ZM87 21H88V23H87ZM95 21H97V22H95ZM129 21V20H128ZM128 21H126V23L125 24H127V26H128V24H129V26H130V24H131V22L132 21H129V23H128ZM219 21V20H218ZM49 23V24H51V26L53 25V27L52 28H50L51 26L49 25V24H47V23ZM64 22V21H63ZM62 22V23H63ZM81 23H82V25H83V22L82 21H80ZM161 22H162V20H161ZM169 22V21H168ZM241 22H242V20H241ZM248 22V21H247ZM44 23L45 24H47V25H44ZM167 23V22H166ZM175 23H177V22H175ZM207 23V22H206ZM234 23V22H233ZM236 23V25H237V23H238V25H240L241 23L240 22H235ZM57 24V25H56ZM80 24V23H79ZM134 24V25H135ZM173 24V23H172ZM182 24V23H181ZM198 24V23H197ZM2 25V24H1ZM50 27H49V26ZM81 25V24H80ZM153 25V26H152ZM158 25V26H157ZM167 25V24H166ZM191 25V26H190ZM32 26V25H31ZM48 26V27H47ZM152 26V27H151ZM2 27V26H1ZM5 27V26H4ZM81 27V26H80ZM156 27H157V29H156ZM159 27V28H158ZM178 27L180 28V26L178 25ZM181 27H182V25H181ZM249 27H251V28H249ZM6 28V27H5ZM5 28H4V30H5ZM8 28H9V30H10V27L8 26ZM8 28L6 29V30H8ZM30 28H31V30H30ZM30 28H28L29 30H30V32H28V33H25L23 36H25V35H31V36H33V41H35L37 44H45V45H47L48 44V42H49V40H51V42H52V40H53V38H51V36L53 35V37H54V35L56 36V35H58V34H55L56 32H54L55 31V29L53 30V32H51V34H50V36L49 35H46V33L48 34V32H44V33H42V31H36V28H35V30H33V27H30ZM48 28H50V29H48ZM89 28V29H90ZM174 28H177V27H174ZM196 28L198 29H201L200 28V26L199 25H197L196 26ZM236 28V29H235ZM241 28H243V29H241ZM76 29H77V25H76ZM80 29V28H79ZM178 29V28H177ZM177 29H175V30H177ZM5 30V31H6ZM83 31L85 30V28H83L82 29ZM82 30H80V31H82ZM160 30V31H159ZM234 30V31H233ZM237 32H236V31ZM239 30H242L241 32H239ZM79 31V30H78ZM165 31V32H164ZM188 31V32H189ZM195 31V30H194ZM193 31V32H194ZM199 31V30H198ZM219 31V30H218ZM1 33L3 32V31H0ZM176 32V31H175ZM247 32V33H246ZM82 33V32H81ZM84 33H85V31H84ZM83 33V34H84ZM106 33H105V35H106ZM167 33H170L168 30H167ZM166 33V34H167ZM195 34H197L196 32H194ZM194 33H192V34H194ZM110 34H111V36H110ZM188 34V33H187ZM190 34V33H189ZM189 34H188V36H189ZM194 34V35H195ZM87 35V34H86ZM88 35H89V33H88ZM90 35L92 36V34L90 33ZM105 35H103V37H105ZM107 35H106V37H107ZM198 35V38L200 37V31H199V33L197 34ZM247 36V37H244L243 38V36ZM186 36V37H185ZM202 36V35H201ZM87 37V36H86ZM107 37V38H108ZM207 37V38H208ZM261 38L260 40H261V43H260V40L258 39V38ZM57 38V37H56ZM88 38V37H87ZM91 38H93V36L91 37ZM90 38V39H91ZM190 38V37H189ZM247 38V39H246ZM55 39V38H54ZM89 39V38H88ZM113 39V40H112ZM255 39H257L256 41H255ZM100 40H103L102 42L100 41ZM244 40V41H243ZM89 41V40H88ZM92 41L93 40H91L90 42H91V44H92ZM108 41V42H107ZM198 41H200V45H199V43H198ZM239 41V43H241ZM94 42V41H93ZM89 43V42H88ZM126 43H127V45H126ZM129 43V44H128ZM189 43H191V47H190V45H189ZM49 44H50V42H49ZM95 44V46H97L96 45V43H94ZM242 44H246V42H244V43H241L240 45H242ZM180 46V47H179ZM123 47V48H122ZM179 47V48H178ZM181 47H182V50H183V53H184V51H186L185 50V47H190V48H192V50L190 49L187 53L188 54H184V56L185 57H183L182 59H181V57H182V52H180L181 54H179V52L178 51H180L181 50ZM223 47V48H222ZM224 47H226V48H224ZM228 47V48H227ZM244 47V46H243ZM93 48H94V46H93ZM93 48H92V50H93ZM122 48V49H121ZM174 48H175V52H177V54L179 55V59H178V55L177 54H174L173 53V51H174ZM249 48V49H248ZM123 50V52H125L123 55H118V51L119 50ZM176 49H180V50H176ZM225 49H227V51L228 52H230L231 50L232 51H234L235 52V50H237V52L238 51H242L241 52V54H237L236 52L234 53H230V55H229V53L226 51L225 52ZM181 50V51H182ZM249 50V51H248ZM252 50V51H251ZM255 50V52L257 53L258 52V54H255L254 53V56L253 57H255V55H258L259 56V59L256 57L255 59H253V57L249 60V58L252 56V54H253V51ZM257 50V51H256ZM259 50V51H258ZM37 51L38 50H35V52H36V54H37ZM94 51H96V49L94 48ZM109 51V50H108ZM245 51V52H244ZM246 51H248V52H246ZM92 52V51H91ZM122 52V51H121ZM207 53V54H205V53ZM222 52H224L223 53V58H224V60H223V58L220 60V57H221V55L220 54H222ZM250 52H252V53H250ZM95 53V52H94ZM101 53H99V55L101 54ZM167 53H172V54H167ZM226 53V54H225ZM228 53V54H227ZM246 53V55H244ZM164 54L165 55H167V57H168V55H170L169 56V58H167L166 56H165V61L166 60H173V62H174V66H175V69L174 70H176V71H174V73L176 74L175 76H172V75H174V74H171V76H170V74L169 75H167V72H171L172 73V71L171 70H169V68L171 67V69L172 68H174L173 67V65H172V60H171V66H169V64H167V61L165 62L164 61V59H162L163 57L162 56H164ZM201 54H204L203 55V57L202 56H200ZM235 54H237L239 57H237V59H239L240 58V55L242 56L241 57V59L242 60H240V62L238 61V60H236L237 61V64H233L232 62H230V64H233V65H230V67H232V68H230V70L229 69H227V70H225L226 68H228V67H226L227 66V64H229L228 62H226L225 61V59H228L229 60V58H227L228 56L227 55H229V57L230 56H232V59H233V55ZM243 54V55H242ZM249 54V58H248V55ZM97 55V57H98V54H96ZM110 55V54H109ZM109 55H108V57H109ZM174 55H177V57L176 56H174ZM190 55V56H189ZM207 55H210V56H208V58H210L211 56L213 57L214 55L216 56V55H218V56H220V57H215L214 59H215V61H214V63L212 64V63H210L211 61H209V63L210 64H212V65H209L208 66V68H205V67H207L205 64V66H204V70H203V67H201V69L199 70V69H196V70H194L193 71V69H192V71L190 72L189 70V68L190 67H193V66H190V65H194V64H196L197 63V65H198V62H199V64H200V61L201 62H205V63H207ZM234 55V58L236 59V56ZM85 56V55H84ZM174 56V57H173ZM206 58H205V57ZM227 56V57H226ZM243 56H244V59L245 60H247V61H245L244 59H243ZM172 57V58H171ZM192 57V58H191ZM205 59L204 61H203V59ZM211 57V58H212ZM226 57V58H225ZM103 58H101V59H103ZM112 58V59H111ZM174 58V59H173ZM217 58V59H216ZM263 58V59H262ZM98 59H100V57L98 58ZM202 59V60H201ZM140 60V61H139ZM144 62V63H142V61ZM209 60H211V59H209ZM213 60V59H212ZM220 60V62H221V64L220 63H218L217 64V62ZM263 60V61H262ZM140 63H142V64H137L138 62ZM177 61V62H176ZM234 63H236L235 61H234V59L232 60ZM249 61V62H248ZM250 61H251V64H250ZM252 61H253V63H252ZM108 62V61H107ZM109 62H111V61H109ZM164 62H165V64H166V66H165V70L163 69L164 67H163V65H165L164 64ZM224 62H226V66L224 65L225 63ZM248 62V63H247ZM224 63V64H223ZM111 63H109V65H110ZM221 66H220V65ZM264 64V63H263ZM108 65V64H107ZM138 65H140V67L138 66ZM146 65H148V66H146ZM169 66V68H168V66ZM214 65H216L215 67L217 68V66L218 67H220V68H222L223 70H224V72L222 71V69H221V71L222 72H220V74H219V72L218 71H216L218 74H215V72H214V70L212 71V73H211V70L214 68V69H216L215 67H214ZM235 65V66H234ZM250 65V66H249ZM257 65V66H258ZM48 66H49V64H48ZM103 66H105V65H103ZM102 66V67H103ZM194 66H196V65H194ZM200 66H202V64L200 65ZM200 66H199V68H200ZM223 66V67H222ZM234 66V67H233ZM106 67V66H105ZM128 67V68H127ZM226 67V68H225ZM252 69H251V68ZM33 68H35V67H30L29 69H28V72H29V78L31 79H29V82L28 83H30V81H33L32 79H34V77L32 76V74H33V72L36 70H34ZM50 68V67H49ZM106 68H108V66L106 67ZM109 68V69H110ZM166 68L169 70V71H167L166 72ZM211 70H210V69ZM209 69V70H208ZM72 70H74V69H72ZM71 70V72H73ZM107 71H108V69H106ZM163 71V73H164V71L166 72V73H162V71ZM173 70V69H172ZM217 70H219V68H217ZM102 71V70H101ZM130 71H128V72H130ZM160 71H161V74H163L164 76H165V78L164 79H159L160 78V76H161V74H160V76L158 75L159 73H160ZM263 71H264V69H263ZM27 72V71H26ZM27 72V73H28ZM76 71H74V73H71L70 74V77L72 76V77H75V74H78V71L75 73ZM109 72V71H108ZM107 72V73H108ZM112 72V71H111ZM169 72V73H170ZM190 72V73H189ZM262 71H260L259 73H261ZM13 73V72H12ZM15 73V72H14ZM96 73H98V72H96ZM114 73H112V76H110L109 78H111V77H114V76H116ZM211 73V74H210ZM111 74V73H110ZM129 74V75H128ZM214 74H215V76L217 75H219L218 77L216 76V78H215V76H214ZM10 75L13 77V75L14 74H11L10 73ZM15 75H17V76H15V77H13V80L15 79V78H17L18 77V75H20V74H18V73H16ZM101 75H105V72H103ZM127 75L129 76V77H134L135 75H130V73H127ZM127 75H124L123 77H125V79H126V77H127ZM166 75L167 76H169V77H166ZM26 76V75H25ZM98 76V75H97ZM100 76V75H99ZM106 76H107V79H108V75L106 74ZM105 76V77H106ZM136 76H137V74H136ZM135 76V77H136ZM141 76H138L139 78V80H140V77ZM158 76V77H157ZM214 76V77H213ZM260 77L261 79H260V81H258V82H255V81H253L255 78H257V77ZM11 77V78H12ZM122 77V76H121ZM127 78L128 80L130 79V78ZM134 77V78H135ZM170 77H175V78H173V79H169ZM21 77H19V78H17V79H15V81H17L16 83V89L19 87L18 85H20L21 87H19V89H17V91L16 92H20V90L27 84V83H22V82H18V79L19 80H21L20 79ZM25 78V77H24ZM27 78V77H26ZM25 78V79H26ZM103 78V77H102ZM134 78H131V80H125L127 83H129L130 82V84H131V81H133L134 80ZM137 78V77H136ZM161 78H162V76H161ZM168 80H167V79ZM213 78H214V80H213ZM106 79V78H105ZM106 79V80H107ZM113 79V78H112ZM114 79H117L116 77H114ZM137 79V80H138ZM167 80L166 82L165 81H163L164 82V84L163 83H161L162 85H160V86H162V87H164L163 85H167L168 83V81H170V80H173V82L174 83H171L172 81H170V83L165 87V88H167L166 90H168V88H170V87H168V86H171V85H173V88L176 90L177 89V91H173L172 90V88L170 89V90H168V92L169 91H172L171 92V95L170 96H168L169 94H170V92L167 94L166 93V91L164 92H160V91H162V90H165L164 88L163 89H161L160 87H159V85H158V83L161 81V80ZM216 79V80H215ZM218 79V80H217ZM101 80V79H100ZM110 80V79H109ZM121 80H123L124 81V79H122L121 78ZM137 80H134V81H137ZM22 81V80H21ZM24 81V80H23ZM115 81V80H114ZM125 81L123 82V83H125ZM215 81V82H214ZM218 81V82H217ZM34 82V81H33ZM110 82V81H109ZM109 82H108V84H109ZM116 83H117V80L115 81ZM142 82V83H141ZM162 82V81H161ZM178 82H179V84H180V86H178L179 84H178ZM19 83V84H18ZM34 83H36V82H34ZM103 83H105V82H103ZM113 83V82H112ZM122 83V82H121ZM120 83V84H121ZM123 83H122V85H123ZM127 83H125L126 85H127ZM136 83H133L132 85H135ZM141 83V84H140ZM166 83V84H165ZM38 84V83H37ZM57 84H61V78L58 80V82H57ZM108 84H107V86H108ZM118 84V83H117ZM152 84V83H151ZM23 85V86H22ZM35 85V84H34ZM102 85V84H101ZM111 85H115V84H111ZM125 85V86H126ZM129 85V84H128ZM132 85L130 86H128V87H132ZM27 86V85H26ZM100 86V85H99ZM116 86V85H115ZM124 86V85H123ZM137 85H135L134 87L136 88V90H138V88H140L139 86H137ZM176 86V87H175ZM178 86V87H177ZM31 87V86H30ZM29 87V88H30ZM119 87V86H118ZM145 87V86H144ZM149 87V88H150ZM25 88H27V87H25ZM120 88V87H119ZM125 88V87H124ZM183 88V87H182ZM102 89V88H101ZM121 89H122V87H121ZM120 89V90H121ZM130 89V88H129ZM141 89V88H140ZM139 89V90H140ZM160 89V90H159ZM30 90V89H29ZM124 90V89H123ZM128 90V89H127ZM126 90V91H127ZM133 90V89H132ZM158 90H159V92L160 93H166V94H164V96H162L161 94V98L159 97L160 95L158 94L157 95V92H158ZM22 91V90H21ZM27 91H28V89H27ZM26 91V92H27ZM102 91V90H101ZM125 91V92H126ZM129 91V90H128ZM183 91V90H182ZM139 92V91H138ZM146 92V91H145ZM185 92V91H184ZM20 93H23V91L22 92H20ZM25 93V92H24ZM23 93V94H24ZM115 93V92H114ZM119 93V92H118ZM172 93H174V94H172ZM134 94V93H133ZM145 94V93H144ZM119 95H120V93H119ZM124 95V94H123ZM122 95V96H123ZM201 95V96H200ZM26 96V95H25ZM117 96V95H116ZM129 96V95H128ZM136 96H134V97H136ZM147 96V97H148ZM200 96V97H199ZM24 97V96H23ZM119 97V96H118ZM134 97H133V99H134ZM157 97H159V98H157ZM185 97H183V98H185ZM105 98V97H104ZM108 98V100H109V97H107ZM122 98H127V97H122ZM131 98V97H130ZM144 98H146V96H144ZM182 97H180L179 98V100L181 99ZM206 98V99H205ZM116 98H114V100H115ZM120 99V98H119ZM140 99V100H139ZM147 99V98H146ZM164 99H165V97L162 99V102L164 101ZM106 100V99H105ZM118 100V99H117ZM123 100V99H122ZM145 99H143V101H144ZM166 100V99H165ZM169 101V100H168ZM204 101H207L206 103V105H203L204 103ZM109 102H111V100L110 101H108V105H110L109 104ZM114 102V101H113ZM112 102V103H113ZM123 102H125V101H123ZM122 101H121V103H123ZM145 102V101H144ZM165 102V101H164ZM115 103H117V102H115ZM131 103H134V102H131ZM166 103V102H165ZM119 104V103H118ZM124 104V103H123ZM129 105V104H128ZM134 105V104H133ZM176 105V106H177ZM187 105V107L185 108L184 106H186ZM102 106V105H101ZM118 106H120L121 107V104L120 105H118ZM175 106V107H176ZM179 106V105H178ZM177 106V107H178ZM103 107H105V106H103ZM109 106H107V108H108ZM116 107V105L115 106H112V108H115ZM111 108V109H112ZM124 108H126V107H124ZM128 108V107H127ZM167 108H165V109H167ZM137 109V108H136ZM140 109V108H139ZM164 109V110H165ZM124 110V109H123ZM132 110V109H131ZM134 110V109H133ZM163 110V111H164ZM116 111V110H115ZM117 111H119V109H117ZM116 111V112H117ZM126 111V110H125ZM129 111V110H128ZM136 111V110H135ZM138 111H140V110H138ZM114 112V111H113ZM124 112V111H123ZM145 112H144V114H145ZM151 114V115H149V113ZM173 112H175V113H173ZM120 113V112H119ZM129 115H130V113L129 112H127ZM137 113V112H136ZM160 113H162V114H160ZM109 114V113H108ZM112 114V116H113V113H111ZM114 114H116V113H114ZM127 114V115H128ZM143 114V113H142ZM178 114V113H177ZM117 115V114H116ZM116 115H115V118H116ZM133 115H135V114H133ZM132 115V116H133ZM149 115V116H148ZM155 115H157V117L159 116L160 118H157V117H155ZM111 116V115H110ZM120 116H121V114H120ZM123 116V115H122ZM119 117V118H121L120 120H122L123 118L125 119V116L124 117ZM131 116V115H130ZM129 116V117H130ZM131 116V117H132ZM139 116V117H140ZM151 116V117H150ZM164 116H167L168 117V119H172V120H168L166 117V119L168 120V122L166 123L165 122V124L167 125L168 123H169V121H171L172 123H171V126H169L170 128H172L171 130H169L170 128H165V129H167V131L164 129V126H165V124L164 125H161V127H162V129H164V131H166V132H162L163 130L162 129H160L158 126H157V124L158 125H160L161 124V120H162V122L164 121ZM177 115H175V117H176ZM98 117V116H97ZM118 117V116H117ZM131 117H130V120H131ZM136 117H137V115H136ZM174 117V116H173ZM118 118V119H119ZM162 118V119H161ZM164 118V119H163ZM177 118H178V116H177ZM98 119V118H97ZM100 119V118H99ZM112 119H114V118H112ZM128 120H129V118H127ZM127 119H125V120H127ZM138 119V118H137ZM145 121H144V120ZM160 119V121H157V120H159ZM165 119V120H166ZM184 119V120H185ZM116 120V119H115ZM135 120H136V118H135ZM178 120V119H177ZM177 120H176V122H177ZM183 120V119H182ZM181 120V121H182ZM185 120V121H186ZM96 121H98V120H96ZM111 121V120H110ZM109 121V122H110ZM123 121V120H122ZM121 121V122H122ZM143 121V122H142ZM181 121H180V123H181ZM124 122H126V121H124ZM123 122V123H124ZM135 121L134 122H132V124L134 123H136ZM111 123V122H110ZM122 123V124H123ZM127 123V122H126ZM131 123V122H130ZM164 123V122H163ZM178 123H179V121H178ZM125 124V123H124ZM133 124V125H134ZM137 124V123H136ZM140 124V125H141ZM168 125H170V124H168ZM133 127V126H132ZM134 127H135V125H134ZM139 127V126H138ZM138 127H135V128H137L138 130H139V128ZM152 131V130H154L153 131V133L155 132V133H157V132H159L160 133V130H162L161 132V134H162V136H160V137H162V138H160V137H158L155 141H151V144H147V140L144 138L145 137V135H144V130H145V128L146 129H148V128ZM182 127V126H181ZM19 128H20V126H19ZM11 129V128H10ZM136 129V130H137ZM148 129V130H149ZM19 130V129H18ZM23 130V129H22ZM133 130V129H132ZM136 130H134V132L136 131ZM137 130V131H138ZM170 132H169V131ZM20 131V130H19ZM139 132V131H138ZM143 133V134H142ZM159 133H157V134H159ZM99 134V133H98ZM135 134V133H134ZM146 134V133H145ZM173 134H174V132H173ZM133 135V134H132ZM131 135V136H132ZM138 135V136H139ZM100 136V135H99ZM124 136V135H123ZM184 136H180L179 138H184ZM95 137V136H94ZM98 138V137H97ZM102 138V137H101ZM124 139V138H123ZM122 139V140H123ZM132 139V138H131ZM130 139V140H131ZM144 139H145V141H144ZM130 140H128V141H130ZM137 140V139H136ZM135 140V141H136ZM179 140V139H178ZM182 140V139H181ZM180 140V141H181ZM96 141V140H95ZM137 141H139V140H137ZM126 142V141H125ZM124 142V143H125ZM123 143V142H122ZM126 143H128V142H126ZM125 143V144H126ZM141 143H139V145L141 144ZM179 143H181V142H179L178 141V144ZM182 143H183V141H182ZM181 143V144H182ZM135 145L134 144V139L133 140H131V145ZM181 144H179V145H181ZM124 145V144H123ZM122 145V146H123ZM127 145V144H126ZM130 145V144H129ZM130 145V146H131ZM189 147H188V146ZM116 146H118V145H116ZM122 146H121V144H120V148L119 149H121L122 148ZM143 146V147H142ZM124 147V146H123ZM129 147V146H128ZM130 148V147H129ZM131 148H132V146H131ZM130 148V149H131ZM181 148H180V150H179V148H177V151H184V150H181ZM134 149V148H133ZM165 149V150H164ZM3 150V149H2ZM6 150V149H5ZM115 150V149H114ZM123 150H125L124 148H123ZM119 151V150H118ZM127 151H128V149H127ZM129 151H132V150H129ZM128 151V152H129ZM170 151H173V149H171ZM94 152V151H93ZM93 152H92V154H93ZM97 151H95L94 153H96ZM98 152H100V151H98ZM115 152V151H114ZM127 152V153H128ZM163 153H160L161 155H163ZM178 153V152H177ZM110 154H111V152H110ZM114 154V153H113ZM116 154V153H115ZM118 154V153H117ZM129 154H131V153H128V156H129ZM165 154H167V153H165ZM165 154L162 156V158L161 159H159V160H162L163 162H159V164H162L163 163V165L164 164H167V162H168V165L170 164V163H172V161H175L176 159H168L167 160V158H169L168 156H167V158L165 157ZM184 154V153H183ZM117 156V155H116ZM127 156V157H128ZM131 156V155H130ZM129 156V157H130ZM180 156V153H178V155H177V158ZM94 157H95V154H94ZM111 157V156H110ZM161 157V156H160ZM176 157V156H175ZM174 157V158H175ZM112 158V157H111ZM115 158V157H114ZM121 158H122V156H121ZM131 158V157H130ZM171 158V157H170ZM182 158V156H180V159ZM110 159V158H109ZM119 159H120V156H119ZM129 159V158H128ZM133 159V158H132ZM164 159H166V160H164ZM179 159V158H178ZM180 159L177 161L176 160V162H179L180 161ZM117 160L118 159H116V162H117ZM122 160V159H121ZM125 160H127V159H125ZM111 161V160H110ZM115 161V160H114ZM118 161H120V160H118ZM129 161V160H128ZM171 161V162H170ZM130 162H132L131 160H130ZM129 162V164H131L130 165V167L129 168H131L132 167V163H130ZM170 162V163H169ZM175 162V163H176ZM111 164V162H108V164ZM115 163V162H114ZM119 164V163H118ZM180 164V162L178 163V165ZM115 165V164H114ZM113 165V170L116 168H118V165L116 164L115 166ZM121 165V164H120ZM106 166V165H105ZM117 166V167H116ZM123 166H124V164H123ZM115 167V168H114ZM107 168V167H106ZM111 168V167H110ZM103 169V168H102ZM112 169V168H111ZM115 169V170H116ZM118 170V169H117ZM116 170V171H117ZM154 171V172H151V171ZM152 170H150V172H151V175H152V177H151V175H150V177H151V179H152V184H163V183H165V179L167 180V179H170V176L172 175H168V174H165V172H157L158 170L157 169H155L154 167H153V169ZM103 171V170H102ZM107 173V172H106ZM109 173H110V171H109ZM112 173V172H111ZM163 173V174H162ZM186 173V172H185ZM176 174V173H175ZM174 174V175H175ZM102 175V174H101ZM107 175V174H106ZM166 175V176H165ZM166 177V178H165ZM172 177H174L173 175H172ZM103 178H105L106 179V176H103ZM181 180L182 181H184V182H181ZM99 181V180H98ZM24 182V181H23ZM22 182V183H23ZM79 182V181H78ZM83 182V181H82ZM81 182V183H82ZM102 182V181H101ZM113 182H115V181H113ZM143 182V181H142ZM167 182H169V180H167ZM169 182V183H170ZM179 182V184H177V183ZM27 183V182H26ZM183 183V184H182ZM20 184H21V182H20ZM77 184V183H76ZM78 184H80V183H78ZM74 185V184H73ZM101 185V184H100ZM164 185V184H163ZM20 186V185H19ZM28 186V185H27ZM75 186V185H74ZM112 186V185H111ZM180 186V185H179ZM78 187V186H77ZM79 187H80V185H79ZM78 187V188H79ZM83 187V186H82ZM100 187V186H99ZM161 187V186H160ZM178 187V186H177ZM17 188V187H16ZM21 188V187H20ZM32 188V187H31ZM102 188V187H101ZM101 188H100V191H102L101 190ZM110 188V187H109ZM82 189V188H81ZM29 190V189H28ZM76 190V189H75ZM110 190V189H109ZM167 190V189H166ZM170 190V189H169ZM19 191H20V189H19ZM22 191H24V189H22ZM80 191H82V190H80ZM160 191V190H159ZM25 192V191H24ZM23 192V193H24ZM33 191H31L30 192V194L32 193ZM111 192H112V190H111ZM164 192V191H163ZM170 192V191H169ZM29 193V192H28ZM98 193V192H97ZM103 193H105V192H103ZM103 193H101L102 195H103ZM109 193V192H108ZM171 193V192H170ZM110 194V193H109ZM113 194V193H112ZM159 194H160V192H159ZM24 195H26V193L24 194ZM172 195V194H171ZM171 195H170V199L171 200H173L172 199V197H173V195H172V197H171ZM106 196H108V195H106ZM163 196V195H162ZM161 196V197H162ZM167 196V195H166ZM32 197V196H31ZM102 197V199H103V196H101ZM109 197V196H108ZM159 197V196H158ZM157 197V198H158ZM160 197V198H161ZM177 197V196H176ZM26 198V197H25ZM45 198H47V197H45ZM106 198V197H105ZM110 198V197H109ZM112 198V197H111ZM29 199V198H28ZM108 199V198H107ZM168 198H166V200H167ZM169 199V200H170ZM176 199V198H175ZM100 200V199H99ZM106 200V199H105ZM166 200H165V204H166ZM169 200H167L168 202H169ZM163 201V200H162ZM33 202V201H32ZM31 202V203H32ZM170 203V202H169ZM50 204H51V202H50ZM164 205V204H163ZM167 205H168V203H167ZM129 206V208L131 209L132 207L130 206V205H128ZM145 206V205H144ZM144 206H141V207H143L144 208ZM165 206V205H164ZM170 206V205H169ZM168 206V207H169ZM173 206H174V204H173ZM171 207V206H170ZM128 208V207H127ZM162 208V207H161ZM136 209V208H135ZM138 209V208H137ZM153 209V208H152ZM134 210V207H133V209H132V211L131 212H134L133 211ZM144 210H146V209H144ZM154 210V209H153ZM170 210V209H169ZM140 210H138V212H139ZM155 211V210H154ZM120 212V211H119ZM126 212V211H125ZM130 212V213H131ZM141 212H143V211H141ZM152 212V211H151ZM116 213V212H115ZM122 213H124V212H121L120 214L122 215V217H121V215L120 214H118V216H120V218H124V217H126L124 214H126V213H124V214H122ZM135 213V212H134ZM144 213V212H143ZM171 213V212H170ZM104 214V213H103ZM103 214H101V215H103ZM112 215L109 217L111 220H112V218H113V215H114V212L113 213H111ZM136 214V213H135ZM139 215L141 214V213H138ZM145 214V213H144ZM172 214V213H171ZM177 214V213H176ZM72 215V214H71ZM81 215V214H80ZM100 215V214H99ZM123 215H124V217H123ZM133 215V214H132ZM137 215V214H136ZM185 215H183V216H185ZM78 216V215H77ZM93 216V215H92ZM134 217H135V215H133ZM141 216V215H140ZM143 216V215H142ZM149 216V215H148ZM183 216H181V219L180 220H182L183 218ZM186 216H185V218H186ZM72 217L75 219V218H77L76 216H71V219H70V217H69V220L71 221L72 220ZM80 216H78V218H79ZM84 217V216H83ZM83 217H82V219L80 218V221L79 220H73V221H71V222H69L68 221V224L69 223H71L70 224V226H69V228H62V226H61V228H62V230L59 228V231H57V233H55L54 232V235H52V234H50V236L48 235V234H46V235H43L44 237H45V239H47L48 237H51V238H48L47 239V244L45 245V243L46 242H44V244H42V242H41V244L39 245H36L37 243H39V242H37V240H36V244H35V246L34 247H32V246H26V250L24 249L23 250V248H25V246L23 247L22 245H21V247H22V253L21 254H19V252H21V251H19V252H17V250H21V248H20V246L19 245H17V246H19V248L17 249L16 247V252H17V254L18 255H20V256H18V255H16V259H14V261L12 260V258H14V256H12L13 254V252L11 253V251L13 250V249H15V248H12L11 249V247H10V253H11V256L12 257H10L11 258V260H12V263H10V259H8L9 260V262L7 261V263L9 264H84L83 262H85L86 263V261L88 262V261H90V263L92 262V263H94V260H95V257L96 256H98V255H104V254H106V253H108L109 255H110V253L112 252V254H111V256H109L108 254V257H110L109 258V260H108V264L110 263L111 264V262L112 263H117V261H118V259H119V256L120 255H118V253L120 254V248H118L119 250H117V251H115L117 248H114V246L112 245V244H108V243H110L109 242V240L107 239H103V238H106V237H102L103 235H105L106 234V231H108L107 232V234H108V236L111 238V233H112V230L113 229H111V228H109V224H111L110 222H108V220H106V222H108V223H106L105 221H103L102 222V220H101V222L102 223H105V224H103V226H102V224H101V222L99 221V223L101 224H99V226H101V228L98 226H96V227H93L95 224H97V223H95V221L97 222V220L99 219H97V216L95 217H93L94 219H96L95 221L94 220H92L93 218H90V216L88 215V217L90 218H88L89 220H87L86 222H88V224L89 225H91V227L87 224V223H84L85 222V218H84V221H83ZM106 217V216H105ZM137 217H138V215H137ZM170 217V216H169ZM103 218V217H102ZM118 219V221L120 220V222L119 223H116V221L117 220H115V217H114V219L112 220V228H113V222H115V226H117V225H121L122 226V224H123V221L121 222V220L122 219ZM106 219V218H105ZM104 219V220H105ZM125 219V218H124ZM126 219H129V218H126ZM143 219V218H142ZM176 219H178V218H176ZM91 220L93 221L92 223H91ZM115 220V221H114ZM139 220H140V218H139ZM164 220H166V219H164ZM163 220V221H164ZM168 220H170V219H167V221ZM179 219L177 220V221H180ZM80 223H79V222ZM129 221L130 222H132V220H131V218L129 219ZM170 221H172V220H170ZM173 221H174V219H173ZM81 222H83V223H81ZM136 222H137V220H136ZM184 222V221H183ZM93 223H95V224H93ZM122 223V224H121ZM129 223V222H128ZM158 223V222H157ZM178 223V222H177ZM181 224H182V222H180ZM188 223V222H187ZM97 224V225H98ZM124 224H126L125 222H124ZM130 224L131 223H129V226H130ZM170 224V223H169ZM168 224V225H169ZM106 225H108L107 226V228H108V230H107V228L105 227ZM119 225V226H120ZM131 228H133V225L131 224ZM135 226V225H134ZM155 226V225H154ZM170 226V225H169ZM168 226V227H169ZM175 226V225H174ZM174 226L171 228L172 230H173V228H174ZM178 226V225H177ZM181 226V225H180ZM89 227V228H88ZM103 227H105V228H103ZM110 227H111V225H110ZM125 227V226H124ZM127 227H128V225H127ZM127 227H125L126 229H131V228H127ZM95 228H96V230H98V232H99V234L100 235H102V236H100V235H98V234H95V232L97 233V231L95 230ZM103 228V231H105V233H103V231H101L100 229H102ZM156 228V227H155ZM154 228V229H155ZM167 228V227H166ZM68 229V230H67ZM109 229H111L110 231H109ZM119 229H122V228H119ZM134 229V228H133ZM174 229H176V226H175V228ZM186 229V232H187V228H185ZM56 230H58V229H56ZM61 230V231H60ZM65 230H67V231H65ZM124 230V229H123ZM148 230V229H147ZM100 231L102 232V234L100 233ZM115 231V230H114ZM113 231V232H114ZM117 232H118V230H116ZM115 231V232H116ZM121 231V230H120ZM124 231H126V232H128L127 230H124ZM130 231H132V230H130ZM156 231V230H155ZM52 232V231H51ZM114 232V233H115ZM152 232V231H151ZM168 232H170V229H169V231L167 230V233ZM119 233V232H118ZM132 233V232H131ZM145 233V232H144ZM147 233V232H146ZM158 233V232H157ZM3 234V233H2ZM56 234V235H55ZM116 234V233H115ZM123 235L124 234H126L125 232L124 233H122ZM150 234V233H149ZM155 234V233H154ZM5 235H6V233H5ZM4 235V236H5ZM48 235V236H47ZM52 235V236H51ZM98 235V236H97ZM118 235V234H117ZM122 235V236H123ZM126 235H128V233L126 234ZM126 235H124L125 236V238H127L126 237ZM153 235V234H152ZM158 235H159V233H158ZM158 235H156V236H158ZM3 236V235H2ZM7 236H9V234L7 235ZM99 236H100V238H99ZM107 236V235H106ZM108 236H107V238H108ZM144 236H145V234H144ZM147 236V235H146ZM149 236H151V235H149ZM148 236V237H149ZM38 237V236H37ZM40 238L42 237V235H40L39 236ZM39 237H38V239H39ZM44 237H43V239H44ZM115 238H116V236H114ZM120 237V236H119ZM147 237V238H148ZM5 238V237H4ZM121 238V237H120ZM123 238V237H122ZM122 238L120 239V241H118V242H122ZM142 238V237H141ZM144 238V237H143ZM159 238V237H158ZM42 239V240H43ZM136 240H137V238H135ZM6 240V239H5ZM22 240V239H21ZM115 239H113V241H114ZM125 241H127L126 239H124ZM134 240V239H133ZM135 240V241H136ZM141 240V239H140ZM139 240V241H140ZM41 241V240H40ZM45 241V240H44ZM108 241V242H107ZM124 241V242H125ZM138 241V240H137ZM138 241V242H139ZM5 242V241H4ZM8 242V241H7ZM19 242V241H18ZM35 242V241H34ZM137 242V243H138ZM141 242V241H140ZM139 242V243H140ZM0 243H2V241L0 242ZM12 243H14V242H12ZM24 243V242H23ZM123 243V242H122ZM127 243V242H126ZM15 244H21V243H15ZM32 244V243H31ZM33 244V245H34ZM118 244V243H117ZM121 244V243H120ZM5 245V244H4ZM7 245V244H6ZM12 245V244H11ZM119 245V244H118ZM122 245H125V244H121V246ZM1 246V245H0ZM9 246H10V244H9ZM8 246V247H9ZM13 246H14V244H13ZM111 246H113V247H111ZM2 247V246H1ZM32 247V249H30V248ZM116 247V246H115ZM124 247L125 246H123V247H121L122 249L121 250H123L124 249ZM126 247H128V246H126ZM3 248V247H2ZM5 248H6V250H8V248L5 246ZM28 248H29V250H28ZM112 248V249H111ZM4 249V248H3ZM127 249V248H126ZM132 249V248H131ZM2 250V249H1ZM0 250V251H1ZM5 250V249H4ZM110 250H112L111 252H110ZM114 251H115V253H114ZM128 251V250H127ZM132 251H133V249H132ZM132 251H130V252H132ZM9 252V250L6 252V253H8ZM16 252H14V253H16ZM4 253V252H3ZM124 253H126V252H124ZM1 254V253H0ZM4 255H5V253H4ZM8 255V254H7ZM7 255H5V256H7ZM22 255V256H21ZM125 255H128V254H125ZM2 256H3V254H2ZM18 257H23V261H19V260H21V259H19ZM118 257V258H117ZM103 258V257H102ZM101 258V259H102ZM117 258V259H116ZM19 259V260H18ZM100 258L98 259V260H101ZM105 259H106V257H105ZM116 260V262H115V260ZM97 260V261H98ZM1 261V260H0ZM107 261V260H106ZM133 262V261H132ZM131 261H128L127 262V264H131L132 263ZM98 263V262H97ZM106 263V262H105ZM105 263H102V264H105ZM106 263V264H107ZM134 263V262H133ZM132 263V264H133ZM187 263V264H188ZM0 264H1V262H0ZM126 264V263H125ZM181 264H185L184 263V261H183V263H181Z\"/></svg>",
	"mask_w": 264,
	"mask_h": 264
}]
</instances>
